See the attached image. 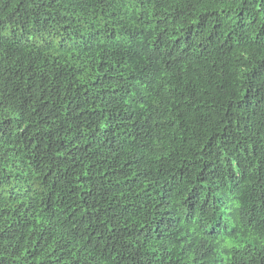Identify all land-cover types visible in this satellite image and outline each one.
<instances>
[{
	"label": "trees",
	"instance_id": "16d2710c",
	"mask_svg": "<svg viewBox=\"0 0 264 264\" xmlns=\"http://www.w3.org/2000/svg\"><path fill=\"white\" fill-rule=\"evenodd\" d=\"M0 264H264V0H0Z\"/></svg>",
	"mask_w": 264,
	"mask_h": 264
},
{
	"label": "clouds",
	"instance_id": "9594fccd",
	"mask_svg": "<svg viewBox=\"0 0 264 264\" xmlns=\"http://www.w3.org/2000/svg\"><path fill=\"white\" fill-rule=\"evenodd\" d=\"M219 12V14L222 16V18L223 19H230V13H228V12H224V11H218Z\"/></svg>",
	"mask_w": 264,
	"mask_h": 264
}]
</instances>
